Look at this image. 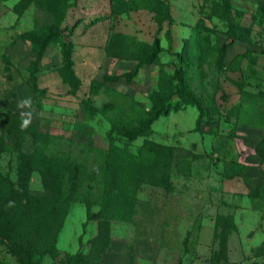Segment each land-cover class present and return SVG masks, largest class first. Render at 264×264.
<instances>
[{
    "label": "rangeland",
    "instance_id": "1",
    "mask_svg": "<svg viewBox=\"0 0 264 264\" xmlns=\"http://www.w3.org/2000/svg\"><path fill=\"white\" fill-rule=\"evenodd\" d=\"M36 2L0 0L3 177L20 192L17 153L38 147L80 168L77 192L96 194L110 138L143 130L131 144L147 138L173 151L168 183H140L130 221L87 219L84 203L70 201L56 253L40 264L78 251L84 264H264V129L236 123L239 91H264V24L253 23L250 42H233L223 19L248 23L264 0H60L53 13ZM62 40L73 45L71 71ZM247 49L255 62L236 64ZM26 191L51 194L39 170ZM0 264L19 263L5 251Z\"/></svg>",
    "mask_w": 264,
    "mask_h": 264
},
{
    "label": "trees",
    "instance_id": "2",
    "mask_svg": "<svg viewBox=\"0 0 264 264\" xmlns=\"http://www.w3.org/2000/svg\"><path fill=\"white\" fill-rule=\"evenodd\" d=\"M59 1L37 0L36 4L41 9L53 13ZM238 18L240 19V16ZM223 19L228 26L226 33L228 40L250 42L253 23L264 24V8H257L248 23H242L231 15ZM193 37L197 42H202L201 36ZM203 43L207 44L208 40H204ZM226 47L225 43L222 47H217V50L223 52ZM155 49L156 46H153L150 51L153 52ZM262 52L264 53V49ZM42 53L41 49L37 50L36 60L33 62L35 71L38 70L37 63ZM72 53V43L69 40H62L61 58L66 70L69 71L73 67ZM234 59L236 64L244 59L248 64L256 60L248 49L237 53ZM174 106L173 102H162V108ZM236 110L238 125L264 129V91L251 93L241 89ZM25 132L29 131H22ZM17 133H19L18 125L14 124L8 134ZM29 133L34 139L37 138L36 128L32 127ZM143 133V130L124 131L122 136L127 142L115 138L109 139V163L97 174L102 184L101 192L96 194L86 195L77 192V188L83 183L80 168L70 164L65 157L46 154L38 147L31 152L18 151L16 179L21 191L17 192L14 184L0 173V245L4 246L6 253L13 256L19 264H40L39 258L43 254L54 256L57 231L70 201L80 200L84 203L87 219L110 218L122 222L130 221L134 193L138 185L146 183L164 186L168 183L167 173L173 157L172 147L147 138H144L140 145L131 144ZM257 149L260 151V145ZM35 170L41 172L43 184L51 192L49 196L31 195L26 191L29 176ZM93 204L99 206V210L95 213L90 210ZM29 234L37 236L35 243L28 239ZM83 259L82 252L78 251L68 255L64 264H84L81 263ZM93 264L97 263L94 261ZM128 264H131V261Z\"/></svg>",
    "mask_w": 264,
    "mask_h": 264
},
{
    "label": "crops",
    "instance_id": "3",
    "mask_svg": "<svg viewBox=\"0 0 264 264\" xmlns=\"http://www.w3.org/2000/svg\"><path fill=\"white\" fill-rule=\"evenodd\" d=\"M5 255V251L3 250V247L0 245V258H2Z\"/></svg>",
    "mask_w": 264,
    "mask_h": 264
},
{
    "label": "clouds",
    "instance_id": "4",
    "mask_svg": "<svg viewBox=\"0 0 264 264\" xmlns=\"http://www.w3.org/2000/svg\"><path fill=\"white\" fill-rule=\"evenodd\" d=\"M24 123L27 124V121H25Z\"/></svg>",
    "mask_w": 264,
    "mask_h": 264
}]
</instances>
